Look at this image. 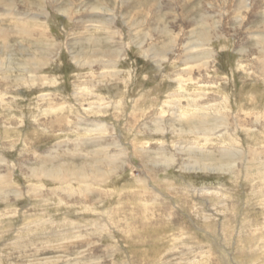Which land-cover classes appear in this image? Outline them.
Instances as JSON below:
<instances>
[{
    "label": "rangeland",
    "instance_id": "1",
    "mask_svg": "<svg viewBox=\"0 0 264 264\" xmlns=\"http://www.w3.org/2000/svg\"><path fill=\"white\" fill-rule=\"evenodd\" d=\"M0 264H264V0L0 1Z\"/></svg>",
    "mask_w": 264,
    "mask_h": 264
},
{
    "label": "bare ground",
    "instance_id": "2",
    "mask_svg": "<svg viewBox=\"0 0 264 264\" xmlns=\"http://www.w3.org/2000/svg\"><path fill=\"white\" fill-rule=\"evenodd\" d=\"M2 1V0H0ZM183 111V110H182ZM197 122V121H196ZM202 122V121H201ZM194 124V123H193ZM196 125V124H195ZM193 126V125H192ZM190 127V126H189ZM188 127V128H189ZM211 127H215L213 126L212 124L211 125H207L205 123H200V125L198 127H194L195 131L197 132L198 130H204V132H211L212 131V128ZM158 130V129H157ZM198 133V132H197ZM206 134V133H205ZM193 143V142H192ZM191 143V144H192ZM227 154V153H226ZM225 154V155H226ZM229 154V153H228ZM231 159V158H230ZM38 172V171H37ZM53 174V173H52ZM71 175V174H70ZM83 178H86L85 176H83Z\"/></svg>",
    "mask_w": 264,
    "mask_h": 264
}]
</instances>
